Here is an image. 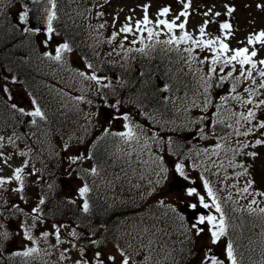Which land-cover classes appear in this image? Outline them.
Wrapping results in <instances>:
<instances>
[{"label":"trees","instance_id":"trees-1","mask_svg":"<svg viewBox=\"0 0 264 264\" xmlns=\"http://www.w3.org/2000/svg\"><path fill=\"white\" fill-rule=\"evenodd\" d=\"M14 1L8 0L7 3L11 5ZM111 8H114V0H56L53 36L60 40L58 45L67 42L73 49L71 53H65L63 63L43 55L36 32L22 28L7 6L6 10L0 11V80L4 82V77H8L10 89L9 94L0 92V130L5 131L2 137H6V144L0 147V152L6 154V146L12 147L10 151L15 150V143L19 142L22 152L26 153L17 156L20 166L25 160L29 162L25 170V191L15 199L18 204L8 201V206H2L0 225L3 227L0 231H5L6 223L13 220L12 205L23 207L31 199V210L36 206L38 197L43 195L46 204L41 206V215H49L54 223H69L72 227L70 231L75 229L80 234L78 241L70 236L69 241L85 247L89 256L88 246H93L89 241L95 239L101 242L100 247L109 242L119 246L131 255L135 264H150V254H154L155 264H200L204 250H194L192 233L179 228L173 208L169 207L165 198H150L148 208L145 207L139 180L130 178L128 164L130 161H141L146 156H150L151 163L156 158L155 161H158L162 154L173 152L176 158L186 160L194 175L203 173L214 188L218 180L207 172L219 171L220 165H223L220 161L232 152L221 149L219 155H210L211 150L217 143L234 149L238 147L237 141L249 143L256 133L238 138L233 128L226 126L231 123L235 127L234 120L225 119V113L215 106L220 104V96L228 94L230 81H226L223 87L209 90L213 106L203 110L200 75L206 73L208 65L198 61L210 57L211 53L196 49L191 67L175 52L163 51L162 46L148 55L132 52L125 58L119 47L123 34L112 43L107 41L112 32H118L127 22V17L132 18L133 25L136 19L128 12ZM101 24L104 28L98 27ZM176 34L179 35V31ZM166 38L164 35L160 37L161 40ZM132 39L133 36L129 35L128 41ZM128 41L124 42V47H133ZM226 42L233 49L246 46V41H240L234 47L231 42ZM71 54L75 57L74 61L70 60ZM255 59H264V51L259 52ZM88 63L92 64V69L86 67ZM229 70L226 68V71ZM80 71L86 75L95 72L102 78L101 85L84 80L78 75ZM234 75H238V71ZM12 77L17 83H10ZM247 83L238 89L245 97L247 94L243 92V87ZM103 84L110 87L104 88ZM165 85L170 91L160 90ZM77 97H83V100ZM19 98L30 102L35 99L46 119L14 110L11 105H17ZM261 98L264 96L256 99ZM116 100L122 101L120 111L129 113L133 124L143 128L148 137L155 133L164 141L158 145L149 140L152 143L151 155L148 153L150 143L144 136L139 143L133 141L126 144L119 137L105 133L106 128L109 132L124 131V121L108 122L115 110L106 105ZM224 107L233 112H245L247 107L252 106L242 107L229 101ZM261 112L257 110L258 119H264ZM201 118H204L202 124L194 123ZM33 119L35 124L31 122ZM221 119L224 122H217ZM200 128H203L205 138H201ZM9 137L14 143H9ZM169 138L171 145L168 144ZM205 149L209 150V154H204ZM73 156L85 158L73 164L69 161V157ZM213 162L216 167H213ZM93 167L97 169V175H91ZM33 171L34 175H28ZM84 183L91 188L87 197L88 213L82 211V200L77 195V189ZM244 184V179H236L220 185L216 193L229 224L225 242H234L240 264H264V219L258 213L264 200L247 194L238 195L237 190ZM232 185L235 187H230ZM5 186L7 192L16 193L13 191L17 187L15 181ZM229 194L232 195L231 200L226 199ZM21 195L25 199L22 200ZM253 198L259 201L257 206H253L257 211L249 213L247 202ZM256 215L259 216L254 217ZM88 224L90 229H86ZM44 231L45 225L42 229L35 227L32 230L43 253L46 252L45 242L40 233ZM2 246L0 240V251L4 248ZM30 258L18 256L17 260L20 264ZM5 261L6 256L0 252V264H6Z\"/></svg>","mask_w":264,"mask_h":264},{"label":"snow or ice","instance_id":"snow-or-ice-1","mask_svg":"<svg viewBox=\"0 0 264 264\" xmlns=\"http://www.w3.org/2000/svg\"><path fill=\"white\" fill-rule=\"evenodd\" d=\"M37 3L40 0H36ZM46 3L51 5V8L46 9V20H47V33L49 34L48 39L52 38V34L54 32L52 21L56 18V13L52 11L56 7V0H46ZM183 4V10H181L174 19H164L163 17H167L170 13V7H163L159 9L157 12V18L155 21H152L148 15V5H144V16L142 19L136 20L135 24L132 23V18L127 17L126 23H124L120 28L119 31L112 32L111 36L108 39V43H112V41L116 40V38L123 34L124 39L120 41L119 47L123 50L125 58H128L129 54L132 52H138L143 55H148L150 52L156 50L158 46H162V50L165 52H175L181 60H183L186 64L191 67V63L195 59L193 53L196 49L200 51H208L211 53L210 57H205L198 61L199 64L207 63V71L206 73H202L200 75L201 86L203 88L202 95L204 96V104L203 110L207 111L210 106H213V101L210 98L209 90L213 87H223L226 81L231 82V87L227 95H222L219 97L220 104L215 105L218 110H221L225 113V119H232L234 120L233 124H227L228 128H233L234 133L236 136H244L248 137L250 135H254L257 131L264 129V120L258 119L257 117V110L264 111V98L256 99L257 97L264 96V59H255L258 56L259 49L264 48V29L250 33L246 39V46L240 48H230L229 44L226 42L229 37L232 35V25L227 20L221 22L219 24L220 35L216 37L206 38L207 33L205 29L207 28L208 24L211 22L209 20H205L204 23L199 27L198 36H193L186 30L187 18H188V9L190 7V3L185 2V0H181ZM257 9L264 8V4H257ZM226 13L225 15H231L235 9L227 4H225ZM212 13V10L209 9L207 12L204 13L205 16H208ZM98 15H102V13H98ZM221 13L216 12L215 16H220ZM181 17L184 19L181 21ZM28 18V13L22 12L19 15V21L21 24L25 23ZM115 19V18H114ZM177 21H180L179 23ZM99 28H104V25L101 24L98 26ZM179 30V35L176 34V31ZM39 31V29H36ZM132 35L133 39L128 41V36ZM164 35L167 38L161 40L160 37ZM128 41L130 45L133 47H124V42ZM146 41L148 43H146ZM139 44V47H135V45ZM185 46V47H181ZM259 46V47H257ZM73 51L72 47L69 43L64 42L59 44L55 49V54L51 55L48 52H44L43 55L48 57L50 60L63 63L65 59V53H71ZM115 51V49H114ZM181 53H186L187 55H181ZM238 66V69H237ZM88 69H92V64L88 63L86 65ZM226 68H230L231 70L226 71ZM218 69V71H217ZM238 71V75H234ZM80 77L84 80L94 81L97 85H101V79L98 77L95 72L91 75H86L84 71H80L78 73ZM257 77H259V81H257ZM106 79V78H103ZM5 83H0V92L4 94H9L10 89L8 82L9 78L4 77ZM247 83V86L243 87V92L247 94V96H242L238 89L241 85ZM10 83H17L16 78L12 77ZM102 87L108 88L110 87L109 84H103ZM161 91H170L169 86L165 85L163 88L160 89ZM11 99V96H8ZM78 100H83V97H77ZM167 99V98H165ZM233 101L239 104L242 107L251 105L252 107H247L245 112H233L230 108H225L224 106L229 102ZM32 105L34 106L33 111L25 112L24 108H17L16 104H12L11 107L14 110H18L21 114H26L30 117H39L41 120L46 119L44 112L42 111L41 107L38 105L35 99L31 101ZM122 101L116 100L115 103L106 105L115 110V112L109 117V123L113 120H122L123 129L124 131L118 132H109V129H105V133L108 135H112L115 137H119L126 144H130L131 142L135 141L136 143L140 142L141 136H144L145 140H151L158 145L163 143L164 141L162 138H157L156 134L153 133L151 137H148L146 133H144L143 128H140L138 125H134L132 119L127 112H121L119 106L121 105ZM203 119L201 118L200 121H194V123H203ZM33 124L36 123V120L31 121ZM217 122L222 123L224 122L223 119L218 120ZM244 129L243 131L241 129ZM201 138L204 137V130L200 128L199 130ZM260 136L264 137V131L260 132ZM223 139V138H222ZM4 140V137H0V141ZM9 143H14L11 137L8 138ZM168 144L171 145L172 141L171 138L168 140ZM238 147L235 149H227L225 145L221 143H217L215 147L211 150L210 155H219L221 149H225L226 151L232 152V158L228 161V167L230 168H239L242 169L240 172H236L234 175L235 177H248L245 181V184L242 188L237 190L238 195H250V196H264V192H250V189L253 188L255 184V180L251 177V173L249 168L251 165H246L243 162H237L235 160L236 156L244 155L246 157H251L255 159L259 153L256 151H244L248 148L255 149L257 146L264 145V139L257 138L255 139L254 143L249 144L244 141H237ZM147 146V145H145ZM2 147V145H0ZM67 147V145H65ZM21 156L26 155V153L21 152L19 153ZM204 154H209V150L205 149ZM11 157H4V154L0 152V159H3L4 163L7 164L8 160ZM83 156H73L69 157V161L71 163H76L77 161L84 159ZM157 163L158 171L156 173L157 176H160L161 179H166V174L169 172V169L164 166V158L160 157L158 161H154ZM29 162L25 160L20 167H16L13 169L12 175L10 177H3L0 176V188H3L6 184H9L13 181L16 182L17 187L13 189L16 193H24L25 191V170L28 168ZM213 167H216L215 162H213ZM222 168L223 165H220ZM88 171V170H86ZM172 171L175 175L183 180H188L189 177L185 172V163L182 161H175L173 162ZM91 175H97V169L95 167L91 168L90 170ZM34 171L28 173V175H34ZM71 175V173H69ZM204 179L203 177H201ZM224 179H228L227 176ZM161 181L158 180L157 183ZM51 188L52 185H49ZM230 187H235L232 185ZM204 188L207 191L208 198L211 199V205L205 202L204 196H199V206L207 209L210 206L215 209V212L219 214L217 217L216 215H198L196 217V222L191 225V230H195L197 236L201 235L204 231L203 228L199 227L198 225H205L207 224L209 238L211 241V245H216L218 241L221 240L222 237L228 234L229 224L226 220V213L221 207V203L219 202L218 197L216 196L213 188L210 186L209 181L204 179ZM91 192V188L87 183H84L77 189V195L81 198L82 204L81 209L84 213L89 212V201L87 199L88 194ZM151 194V193H149ZM186 194L188 196H193L196 193L195 188H187ZM22 200L25 199L23 195L20 197ZM227 200L232 199V195L226 198ZM70 203H74L75 201H69ZM163 204V201H160ZM46 204V199L43 195L38 197V202L35 207L31 209L32 215V223L29 225L27 223L22 224L21 228L23 230V237L25 241L31 242L33 246H25L22 251H18L14 253V255H19L22 257H32L34 254H38L40 249L36 247L37 238L32 235V230L37 226L39 223H44V218L41 215L43 209L41 206ZM257 204L255 198H253L247 207V211L249 213L257 211V209L253 208V205ZM13 208H16L18 211L23 212L22 209H19L17 205H12ZM171 207V206H169ZM189 207L192 210H195L198 205L191 204ZM175 211V209H172ZM259 213L264 215V208L258 209ZM25 215H29V213H24ZM183 219V217H181ZM0 227H3L0 225ZM67 227L63 224H53L52 225V232L44 231L40 233V238L47 241L49 236H53L55 239V244L50 245L51 248H56L61 244L65 243L61 239L62 229ZM73 240H79L80 234L73 229L68 233ZM9 239V233L5 231H0V240L7 241ZM93 246H95V250L92 252L91 256L88 255V250L78 245L77 243H71L73 248L79 247V254L80 258L75 262V264H134L132 261L131 255H129L123 249H120L117 246V253L119 256V260H117V255L114 254H106L100 248V241L95 239H91L89 241ZM68 250L65 249L64 252ZM223 259H221L218 255L213 252L211 247L207 248L204 254L203 259L200 261V264H240V261L236 255V247L234 246V242L229 240L224 248L223 252ZM65 256L61 253V259H64Z\"/></svg>","mask_w":264,"mask_h":264},{"label":"rangeland","instance_id":"rangeland-1","mask_svg":"<svg viewBox=\"0 0 264 264\" xmlns=\"http://www.w3.org/2000/svg\"><path fill=\"white\" fill-rule=\"evenodd\" d=\"M8 0H6L7 2ZM1 5H4V1H0ZM185 2L190 3V7L188 9V18H187V24H186V30L189 33H194L197 36L199 35L198 29L199 27L204 23L205 20L211 21L207 28L205 29L207 33V37H212L214 35L213 26H216L224 19L226 16V8L225 4L233 7L235 11L231 15H227L230 19L231 16L235 17V20L231 22L232 25V35L229 37V41L237 42L239 40H242L246 38L250 33L258 32L262 29H264V8L257 9L256 3L258 0H185ZM229 2V3H228ZM148 5V15L149 18L152 21H155L157 16L156 13L159 11V9L163 7H170V13L168 14V19H174L175 16L183 10V4L181 3V0H114V8H111L110 10H123V12L130 13L133 17H136L137 20L142 19L144 16V9L143 6ZM112 7V5H111ZM209 9L212 10V13L208 16H205L204 13L207 12ZM102 10H107L103 8ZM24 12V10H21V7L19 5H16L14 14L16 15V20L19 21V15L20 13ZM219 12L221 15L218 17V22H214L215 13ZM214 17H213V16ZM167 17H163L164 19H167ZM184 18L181 17V21ZM20 22V21H19ZM178 23L180 21H177ZM49 34L45 33H37V37L40 42V46L43 50H46L47 52L50 51V49H54L56 47V40H54L53 36L51 39H48ZM206 37V38H207ZM54 41V42H53ZM44 44H46L48 47H44ZM5 82V81H4ZM2 80H0V83H4ZM18 108H24L25 112L31 109V104L27 99L19 98L18 99ZM20 113V112H19ZM21 114V113H20ZM26 115V114H25ZM5 131L0 130V137H2V133ZM0 145L6 144V137H4V140L0 141ZM20 148L10 151V147L6 146V149L4 150L6 154H4V157H11L8 160V163L5 164L3 159H0V176L3 177H10L12 175L13 169L16 167H20V160L17 158L19 153L22 152V144L19 146ZM9 151L11 152V155L9 154ZM168 161V160H167ZM146 167V166H145ZM157 178L156 175L151 173L149 168H147V177L143 178L141 181L142 187H148L151 184L156 183ZM189 182L191 180H183L182 178L176 177L173 175L170 182H166L167 185H170L169 189L172 193H169L171 198L175 201V206L179 208V211L184 213L186 211H195L199 207V196L200 194L196 191L197 194L193 196H188L186 194L187 188H194L191 185H189ZM13 184V183H12ZM165 183L163 184V187L167 186ZM3 188H0V202H2L5 199V195L2 193ZM19 197V194L13 192H7L6 191V206L9 205V202L11 199L15 200ZM205 202L211 205V201L205 197ZM23 203V202H22ZM33 204V200H29L28 203L24 205V208L26 209V212H24L23 207H19V209H22L23 212L18 211L16 208L12 207V214L14 215V220L12 222L6 223V231L9 233V239L7 241H3V250L0 251L4 255L6 254L8 257H6V260L10 264H19L17 257H13L11 253L22 251L25 246H33L31 242L25 241L23 237V230L21 228L22 224H31V211H29L30 205ZM191 204H197L198 207L195 210H192L189 205ZM8 210H11L10 208ZM29 211V212H28ZM208 214L219 216L218 213L215 212V209L211 206L207 208ZM24 213H29V215H25ZM45 222L41 223L42 225H45L46 229L50 230L51 233V224L54 223L53 220L49 217V215L44 216ZM196 222V219L193 220V222L190 224ZM58 225L63 224L66 225L64 229H62L61 239L65 241V243L61 244L60 246L56 248H51L50 245L55 243V239L53 236H49L48 240L45 242L44 246L46 249V252H41L40 255L34 256L30 258L27 262H23L25 264H51L49 260H52L54 256H56L57 260H59L61 253L64 254L65 260H63V263H73L74 261H77L80 258L79 250H75L71 246V244L66 243V236L72 229L70 224H64V223H56ZM199 227L203 228L204 231L201 235L197 236L195 233V230H192L195 234L194 239V250L197 252L201 251L204 254L207 248L211 247L213 249V252L218 255L221 259H223V252H224V246L222 243V240L218 241L216 245H211V241L209 238L208 225H198ZM86 229H90V224L86 226ZM69 237V236H68ZM198 238V240H197ZM41 242V244L43 243ZM2 246V247H3ZM95 246H90V254L95 250ZM51 248V250H49ZM102 251H104L106 254H114L117 255V260H119V256L117 251L111 247V246H104L100 247ZM67 249V252H64V250ZM204 254L202 255L204 257ZM5 255V256H6ZM19 256V255H18ZM91 256V255H90ZM57 263H60L57 261ZM61 264V263H60Z\"/></svg>","mask_w":264,"mask_h":264},{"label":"water","instance_id":"water-1","mask_svg":"<svg viewBox=\"0 0 264 264\" xmlns=\"http://www.w3.org/2000/svg\"><path fill=\"white\" fill-rule=\"evenodd\" d=\"M50 5L46 3V0H40L39 3L36 0L30 1L28 5V26L31 28L47 27L46 9H49Z\"/></svg>","mask_w":264,"mask_h":264}]
</instances>
